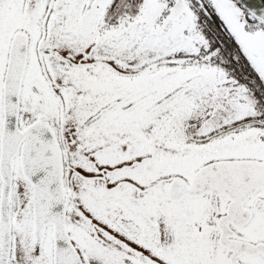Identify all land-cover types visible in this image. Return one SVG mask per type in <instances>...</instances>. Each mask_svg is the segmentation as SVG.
Wrapping results in <instances>:
<instances>
[{
    "label": "snow or ice",
    "instance_id": "1",
    "mask_svg": "<svg viewBox=\"0 0 264 264\" xmlns=\"http://www.w3.org/2000/svg\"><path fill=\"white\" fill-rule=\"evenodd\" d=\"M0 264H264V0H0Z\"/></svg>",
    "mask_w": 264,
    "mask_h": 264
}]
</instances>
